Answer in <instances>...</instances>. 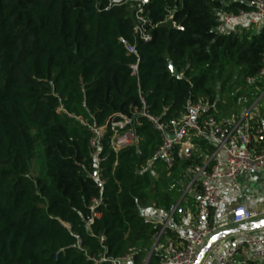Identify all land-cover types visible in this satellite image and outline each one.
Listing matches in <instances>:
<instances>
[{
    "label": "trees",
    "instance_id": "obj_1",
    "mask_svg": "<svg viewBox=\"0 0 264 264\" xmlns=\"http://www.w3.org/2000/svg\"><path fill=\"white\" fill-rule=\"evenodd\" d=\"M138 1L0 0V264H111L103 259L128 253L161 264L159 251L148 255L155 230L143 204L169 211L176 172L184 180L199 159L163 164L173 184L151 189L146 167H159L162 141L142 113L175 118L190 100L214 102L245 85L264 65V26L215 31L221 14L250 0H150L158 25L136 43V76L138 57L121 39L135 42ZM170 10L184 30L165 22ZM123 117L131 124L122 131L139 143L115 153L109 129L97 153L90 126Z\"/></svg>",
    "mask_w": 264,
    "mask_h": 264
},
{
    "label": "built area",
    "instance_id": "obj_2",
    "mask_svg": "<svg viewBox=\"0 0 264 264\" xmlns=\"http://www.w3.org/2000/svg\"><path fill=\"white\" fill-rule=\"evenodd\" d=\"M149 3L150 0H140L134 7L135 42L121 39L127 51L138 57L137 62L131 65L132 74L136 76L139 74L140 62L136 43L149 42L152 38L151 29L158 25L146 13ZM249 4L250 9L221 14L215 31L220 34H239L244 29L257 30L263 27L264 0H250ZM173 14L174 11L170 10L165 22L169 21L172 26L184 30V26L174 20ZM227 97L229 101L225 105L219 97L214 102L190 100L183 113L167 120L147 111L142 113L162 141L154 154V160L170 168L177 160L190 157L199 159L187 168L184 179L187 182L179 186L180 196L170 207L168 216L162 221H152L155 230L153 252L157 250L161 253V264H195L206 241L226 227L264 219V206L250 209L239 202L234 206L231 217L221 221L226 203L221 182L224 179L237 180L241 174H264V65L256 75L246 78L245 85L236 87ZM123 118V121L108 122L102 126L94 123L90 126L94 135L91 146L97 153L109 129L113 132L110 146L115 153L139 143L140 138L133 130L122 131L127 124H131L130 119ZM95 177L98 178V172ZM174 187L171 186L172 189ZM190 195L195 196V204L187 235L172 236L171 233H176L172 219L184 198ZM94 202L98 203V200ZM92 212L96 215L93 207ZM92 217L88 223L93 222ZM103 260L111 264H136L133 253ZM208 260H212V264H264V227L249 225L242 229L239 238L230 247H223V239L215 241L201 264ZM148 262L149 257L142 264Z\"/></svg>",
    "mask_w": 264,
    "mask_h": 264
},
{
    "label": "crops",
    "instance_id": "obj_3",
    "mask_svg": "<svg viewBox=\"0 0 264 264\" xmlns=\"http://www.w3.org/2000/svg\"><path fill=\"white\" fill-rule=\"evenodd\" d=\"M253 179V182L251 181ZM254 179L261 181L259 191L264 194V174H241L237 180L224 179L221 182L222 191L226 197V203L221 215V221L227 220L231 217V212L234 206L241 202L250 209H257L263 207L264 204L260 203V193L255 190ZM195 204V196H188ZM194 208L183 207L182 204L178 212L172 219V225L175 227V236H186L187 226L193 219ZM143 213L150 221H162L169 212L163 207L149 206L143 209ZM241 226L230 225L222 230V232L232 231L233 233L223 238V247H230L240 236ZM208 240L206 241V243ZM205 243V244H206ZM212 260H208L205 264H212Z\"/></svg>",
    "mask_w": 264,
    "mask_h": 264
},
{
    "label": "rangeland",
    "instance_id": "obj_4",
    "mask_svg": "<svg viewBox=\"0 0 264 264\" xmlns=\"http://www.w3.org/2000/svg\"><path fill=\"white\" fill-rule=\"evenodd\" d=\"M229 92L230 91L221 92L217 96V97H219V100L222 101V103L224 105H225V103H227L229 101L228 97H227ZM162 166H163V163L159 162V167H157V168H151V166L146 167V169H148L150 171V174L152 175V179H153L152 183L153 184H152L151 189H153L155 192L157 191V189L165 187L166 185H168L170 187L173 184L171 182L167 183L169 181L167 179L168 177L166 179L163 177V174L167 169L165 168V170H164V168ZM40 172H42V162L41 161H39V162L35 161L33 163V175H34V177L38 176L40 174ZM168 175L170 177L171 175H173V173L169 172ZM176 175H177L176 176L177 177V183H175L174 189L177 188V190H178L179 186H184L187 181L179 178V176H178L179 171L176 172ZM251 181L253 182V179ZM254 181H255L254 182L255 183V190L260 193V196H259L260 197V203L264 204V194L259 191V188L261 186V181L259 179L258 180L254 179ZM173 191H176V190H173ZM149 206H150V204H148V203L143 204V208H147ZM183 207H188L190 209H193L194 208V202L192 200H190L189 197H185L183 200V203H182V208ZM151 249H150L148 255L151 253Z\"/></svg>",
    "mask_w": 264,
    "mask_h": 264
},
{
    "label": "water",
    "instance_id": "obj_5",
    "mask_svg": "<svg viewBox=\"0 0 264 264\" xmlns=\"http://www.w3.org/2000/svg\"><path fill=\"white\" fill-rule=\"evenodd\" d=\"M126 0H114V2H118V3H122L125 2ZM170 70L172 72V75L175 76L176 78H181V74L179 73V71L177 70V68L171 63L170 64ZM189 154H191V151H189ZM249 225L255 227V228H262L264 227V219L261 220H257V221H253L251 223H246V224H241V228L240 229H246ZM233 232L232 231H226V232H220L216 235H214L211 239L208 240V242L204 245V247L201 249L200 253L198 254V257L196 259V263L195 264H201L206 253L208 252V250L210 249V247L212 246V244L219 240V239H223L224 237H227L229 235H231ZM154 247H152L151 249V253L150 255L153 253Z\"/></svg>",
    "mask_w": 264,
    "mask_h": 264
}]
</instances>
